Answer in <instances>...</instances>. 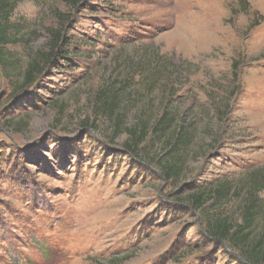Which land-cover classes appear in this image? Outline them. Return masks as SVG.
<instances>
[{"label": "rangeland", "instance_id": "1", "mask_svg": "<svg viewBox=\"0 0 264 264\" xmlns=\"http://www.w3.org/2000/svg\"><path fill=\"white\" fill-rule=\"evenodd\" d=\"M13 6L18 43L0 52V264H251L206 235L205 219L240 221L241 181L264 166V0ZM51 29L55 54L21 88ZM127 78L122 128L165 105L192 131L186 146L170 149L169 132L123 146L94 96ZM176 150L183 169L167 178L161 161ZM223 180L241 187L226 204L188 202Z\"/></svg>", "mask_w": 264, "mask_h": 264}, {"label": "trees", "instance_id": "2", "mask_svg": "<svg viewBox=\"0 0 264 264\" xmlns=\"http://www.w3.org/2000/svg\"><path fill=\"white\" fill-rule=\"evenodd\" d=\"M68 5L77 4L79 0H62ZM14 0H0V52L3 47L8 44L18 43V25H10L9 19L14 10ZM52 38L44 48L39 49L32 57H30L23 66L20 87L30 86L35 82L37 76L44 68L47 61H50L58 47V42L61 40L59 29L52 30ZM9 51L0 55L2 61L7 59L6 54ZM155 57V51L153 57ZM15 60H10L9 63ZM6 64V63H5ZM8 64V63H7ZM126 80V79H125ZM127 81L121 82L122 88L119 85L113 84L108 88L99 90L94 96L96 109H99L106 119H112L114 123V132L118 136L121 133H127V138L123 142V146L130 151L137 152L143 150V142L149 137L153 139H163L167 133H172V140L168 136L167 143L170 149L176 145L184 147L188 144L192 131L182 124L179 119V114L175 109L168 108L165 105L162 107L161 113L156 116L153 121L148 119L144 111V115L136 116L137 124L123 125V115L125 103L122 102V96L126 91ZM126 91V92H125ZM114 135V136H115ZM181 149V148H180ZM182 150V149H181ZM176 150L170 153L161 161V167L167 178H174L179 175L183 169L182 151ZM263 168H255L251 170L240 185L245 188L244 198L241 200L239 212L240 221L232 220L225 214H209L206 212L205 233L216 241H224L230 247L234 248L251 264L264 263V228L256 229V222L259 215L263 212L264 201L259 193L264 190V166ZM241 187H235L232 181H220L210 184H201L197 190L190 192L187 197L188 202L195 208H201L207 202L212 203L223 201V205L234 195H237Z\"/></svg>", "mask_w": 264, "mask_h": 264}]
</instances>
